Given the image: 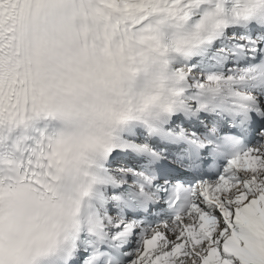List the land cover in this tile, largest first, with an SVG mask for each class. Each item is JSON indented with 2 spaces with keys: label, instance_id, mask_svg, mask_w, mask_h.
<instances>
[{
  "label": "snow or ice",
  "instance_id": "obj_1",
  "mask_svg": "<svg viewBox=\"0 0 264 264\" xmlns=\"http://www.w3.org/2000/svg\"><path fill=\"white\" fill-rule=\"evenodd\" d=\"M0 264H264V0H0Z\"/></svg>",
  "mask_w": 264,
  "mask_h": 264
}]
</instances>
